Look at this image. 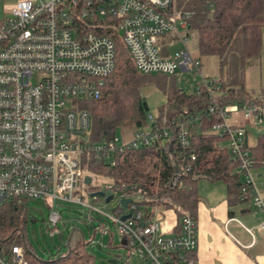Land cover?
Returning <instances> with one entry per match:
<instances>
[{"label": "built area", "instance_id": "2783aa9c", "mask_svg": "<svg viewBox=\"0 0 264 264\" xmlns=\"http://www.w3.org/2000/svg\"><path fill=\"white\" fill-rule=\"evenodd\" d=\"M0 15V202L40 200L49 210L52 234L61 218L57 202L88 207L109 218L126 246L144 264H195L185 253L197 247V222L189 214L179 221L175 234L162 232L157 220H145L137 204L124 209L125 184L99 183L83 161L96 160L137 149L174 134L179 146H189L190 128L204 117H216L210 132L225 137L237 164L235 172L246 194L264 212V199L254 183L253 161L245 142V129L232 123L230 114L244 121L261 120V107L244 102L221 106L214 98V81L202 75L201 61L187 46L191 10L178 0H2ZM171 32L182 44L172 55L160 36ZM118 36L136 69L142 74L175 75L193 72L210 96V105L197 113L156 120L146 114L147 129H136L129 138L114 135L90 142V115L83 102L97 97L115 66ZM192 158L193 155H191ZM112 163V162H111ZM98 186L105 197H91L111 204V211L84 201L75 190L84 184ZM94 180L96 182H94ZM179 183V182H178ZM89 184V185H90ZM86 185V184H85ZM180 185V183H179ZM134 188V186H132ZM94 192V191H92ZM91 193V192H90ZM129 214V217H122ZM264 241V220L259 224ZM0 264H25L20 249L0 248Z\"/></svg>", "mask_w": 264, "mask_h": 264}, {"label": "trees", "instance_id": "16d2710c", "mask_svg": "<svg viewBox=\"0 0 264 264\" xmlns=\"http://www.w3.org/2000/svg\"><path fill=\"white\" fill-rule=\"evenodd\" d=\"M178 6L193 12L189 29L197 39L196 57L214 56L217 59V73L211 79L218 104L263 103L264 92L252 97L245 90V69L248 60L259 56L262 50L264 0H178ZM115 41L113 71L105 79L100 94L83 102L90 115L87 133L90 142L108 140L118 129L135 131L145 126L148 106L141 91L149 84L162 89L166 97L158 109V121L164 116L173 119L197 113L210 105V96L201 85L187 92L175 85L173 75L139 72L117 35ZM215 122L217 118L210 116L194 123L187 148H181L171 134L169 138L113 155L111 160H96L94 155L88 154L83 167L97 178L125 184L127 197L142 200L137 206L145 220L151 218V208L155 207L172 209L178 222L185 214L195 218L200 180L224 183L229 204L244 199L243 184L235 172L237 164L224 145L225 137L209 131ZM248 148L253 165H264V134H259L256 144ZM175 166L179 169L180 185L170 187ZM87 188L95 191L98 186ZM245 196L250 198L248 194ZM26 202H0V248L9 253L17 247L25 264H96L78 227L67 232L62 247L57 244L48 256L39 255L24 237L27 223L35 221L28 215ZM115 203L116 200L111 202ZM58 237L62 239L60 234ZM185 256L194 258V251Z\"/></svg>", "mask_w": 264, "mask_h": 264}, {"label": "rangeland", "instance_id": "374dc122", "mask_svg": "<svg viewBox=\"0 0 264 264\" xmlns=\"http://www.w3.org/2000/svg\"><path fill=\"white\" fill-rule=\"evenodd\" d=\"M2 4L3 1L0 0V15ZM262 35L263 45L260 57L257 56L249 59L245 69V72L247 71L245 73V90L252 97H256L264 92V27ZM165 37V41H162L161 44L170 52L169 54L172 55L182 48V44L179 39L176 38L175 34H171V32L165 33L164 36H160V40ZM186 43L193 56L196 57V37L190 34ZM202 75L207 77L203 69ZM173 80L177 87L183 88L187 92L193 91L202 83L200 75L185 71H177L175 75H173ZM141 93L147 102V113L152 114L154 117L157 116L159 107L163 105L166 100L162 89L154 84H149L143 88ZM259 106L264 115V102L259 104ZM230 115L228 119H230ZM256 125V130L262 127L264 128V122ZM142 129L147 128L143 126ZM132 131H134V129H118L116 134L121 137H128ZM227 144L228 142L224 141V145ZM98 181L102 184L110 180L99 178ZM94 182L96 181L94 180ZM91 185L94 186V184H82L78 186L75 190L76 195L80 196L84 201L92 203L100 208L104 207L105 210L110 212L112 208L111 204H106L105 206L103 201L95 200L89 196L92 191L87 187ZM26 205L29 217H34L35 221H29L27 223L24 230V237L39 255L48 256L50 252L55 251V246L57 244H60L62 247L67 232L73 227H78L84 234L87 250L94 256L96 264H144L137 253L126 247V239L118 233L115 224L109 218L94 212L86 206L75 203L57 202L56 205L58 211L61 212V218L56 225L58 232L52 234L47 206L40 200H27ZM151 211L153 212L154 220L160 223L163 217L161 212L164 211V209L155 207L151 208ZM59 234L62 236V239H59Z\"/></svg>", "mask_w": 264, "mask_h": 264}, {"label": "crops", "instance_id": "0c3cea01", "mask_svg": "<svg viewBox=\"0 0 264 264\" xmlns=\"http://www.w3.org/2000/svg\"><path fill=\"white\" fill-rule=\"evenodd\" d=\"M165 39L166 37L164 41ZM200 61L205 75L213 78L217 73V59L214 56H205ZM263 117L262 113L258 123H248L243 120L242 115L231 114L229 120L244 127L246 145L252 147L256 144L258 135L264 134L263 127L255 129L256 124L264 122ZM131 134L125 138H129ZM253 175L256 189L264 199V165L254 166ZM197 194L195 264H264L263 233L259 227L264 220V212L255 206L253 200L244 198L229 204L225 184L207 180L198 182ZM161 214L162 232L177 233L179 222L173 210L164 209ZM150 219H154L153 215Z\"/></svg>", "mask_w": 264, "mask_h": 264}, {"label": "water", "instance_id": "95a60500", "mask_svg": "<svg viewBox=\"0 0 264 264\" xmlns=\"http://www.w3.org/2000/svg\"><path fill=\"white\" fill-rule=\"evenodd\" d=\"M179 181V169L177 166H175V174L172 176L171 180H170V183H169V186L170 187H175L177 185ZM91 182V177L89 175H86L84 176L83 178V183L86 184V185H89ZM90 197H94V196H99V197H105V194L103 191H94V192H91L89 194ZM113 199V196L112 195H108L105 197V203H109L110 200ZM119 203L120 205L124 208V209H127L128 208V205L130 203H134V204H140L142 203V200H139V199H134L132 197H124V198H121L119 200ZM129 217V214L123 216L122 218L125 219Z\"/></svg>", "mask_w": 264, "mask_h": 264}]
</instances>
